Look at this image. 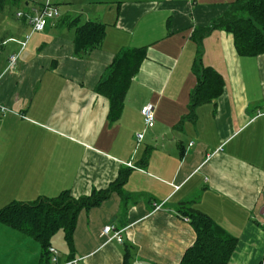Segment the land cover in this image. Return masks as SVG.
Returning a JSON list of instances; mask_svg holds the SVG:
<instances>
[{
	"label": "crops",
	"instance_id": "crops-1",
	"mask_svg": "<svg viewBox=\"0 0 264 264\" xmlns=\"http://www.w3.org/2000/svg\"><path fill=\"white\" fill-rule=\"evenodd\" d=\"M234 0H52L60 16L41 33L28 17L45 0H11L0 10V208L68 191L75 198L123 184L82 210L69 247L64 234L49 261L37 242L0 223V264H179L196 234L180 206L236 239L228 264H264V54L237 55L233 38L212 31L202 65L221 95L189 115L196 85L192 36ZM18 15L12 18L11 13ZM76 26L104 25L101 45L73 52ZM145 48L118 117L97 93L114 58ZM18 54L13 69L8 57ZM154 107L145 129L140 110ZM143 134L138 142L136 135ZM114 225L121 243L101 235ZM55 259V260H54Z\"/></svg>",
	"mask_w": 264,
	"mask_h": 264
},
{
	"label": "trees",
	"instance_id": "trees-1",
	"mask_svg": "<svg viewBox=\"0 0 264 264\" xmlns=\"http://www.w3.org/2000/svg\"><path fill=\"white\" fill-rule=\"evenodd\" d=\"M7 1L11 0H0V10ZM76 22L72 21L75 26L73 52L76 57L82 58L101 45L105 28L102 24L91 22L76 26ZM215 30L232 36L234 49L240 57L263 55L264 0H234L210 26L195 31L192 40L197 51L192 72L196 85L190 94L189 115L196 107L213 103L222 93L221 77L213 69L202 65V41ZM145 52V48L122 51L109 66L107 78L98 84L97 93L109 101L108 118L115 119L121 112L124 95ZM123 182L124 178L118 176L107 189L92 191L89 196L78 199L63 191L54 198H40L31 203L11 202L0 208V223L37 242L42 256L49 261L51 239L62 232L66 244L71 247L79 213L99 206ZM179 213L188 220L196 234L195 242L185 251L179 264H228L236 247V239L226 235L209 217L185 208L184 204L180 206ZM128 257L126 253L123 264H131Z\"/></svg>",
	"mask_w": 264,
	"mask_h": 264
},
{
	"label": "built area",
	"instance_id": "built-area-1",
	"mask_svg": "<svg viewBox=\"0 0 264 264\" xmlns=\"http://www.w3.org/2000/svg\"><path fill=\"white\" fill-rule=\"evenodd\" d=\"M60 16L58 9L54 6L52 3V0H45V2L38 8L33 9L30 12V15L28 17V24L31 27V33H41L46 28L48 21L57 19ZM29 36L26 37V40L24 42H17L13 39H8L2 43H0V47L2 45H5L8 42H16L20 45L21 51L25 48L26 42L28 40ZM18 58V54L10 55L8 57V69H13L15 67L16 61ZM9 110L3 106L0 105V112L5 113ZM140 115L142 116L144 120V126L145 129H151L154 126V107L151 104L145 105L140 110ZM143 139V134L136 135V140L140 142ZM186 222H188L187 219H185ZM261 221L264 225V212L261 214ZM124 232V230L117 229L114 225L105 226L102 229L101 235L107 238L108 242L116 241L117 243H121V234ZM48 252L55 257L57 255V251L53 248H49ZM55 260V259H54ZM79 261L74 260L72 262H69L67 264H78Z\"/></svg>",
	"mask_w": 264,
	"mask_h": 264
},
{
	"label": "rangeland",
	"instance_id": "rangeland-1",
	"mask_svg": "<svg viewBox=\"0 0 264 264\" xmlns=\"http://www.w3.org/2000/svg\"><path fill=\"white\" fill-rule=\"evenodd\" d=\"M9 13H11V17H12V18L14 17V14H15V16L19 14V12L14 13V8H12V12H9ZM14 18H16V17H14ZM60 237H61V234L58 233V234L54 237V239H53L52 242H53V243H56V241H58V238H60Z\"/></svg>",
	"mask_w": 264,
	"mask_h": 264
}]
</instances>
